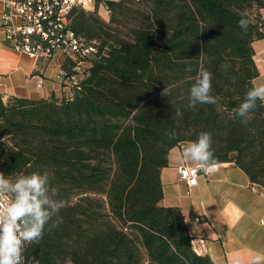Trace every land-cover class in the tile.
<instances>
[{
    "label": "trees",
    "instance_id": "16d2710c",
    "mask_svg": "<svg viewBox=\"0 0 264 264\" xmlns=\"http://www.w3.org/2000/svg\"><path fill=\"white\" fill-rule=\"evenodd\" d=\"M98 1L69 12L68 26L95 46L78 86L40 99L0 92V172H48L65 202L63 223L25 246L23 264H214L193 249L181 210L161 204L160 170L173 146L206 131L214 163L264 191V104L246 122L233 113L258 74L264 0H104L106 19ZM202 70L217 103L191 107Z\"/></svg>",
    "mask_w": 264,
    "mask_h": 264
},
{
    "label": "crops",
    "instance_id": "0c3cea01",
    "mask_svg": "<svg viewBox=\"0 0 264 264\" xmlns=\"http://www.w3.org/2000/svg\"><path fill=\"white\" fill-rule=\"evenodd\" d=\"M0 0V14L3 9ZM98 13L106 19L104 0L98 1ZM264 19V7L259 8ZM0 32V92L30 99L60 96L70 85L61 70L65 58L32 57L12 49ZM258 69L254 84L264 83V37L252 42ZM188 143L173 146L167 165L160 170L163 188L161 204L177 206L192 237V247L208 255L214 264H251L256 253H264V191L254 186L240 167L232 163H214L207 173H199L189 184L179 174L180 166H196L183 160ZM201 240V241H200Z\"/></svg>",
    "mask_w": 264,
    "mask_h": 264
},
{
    "label": "clouds",
    "instance_id": "9594fccd",
    "mask_svg": "<svg viewBox=\"0 0 264 264\" xmlns=\"http://www.w3.org/2000/svg\"><path fill=\"white\" fill-rule=\"evenodd\" d=\"M238 26L247 31L249 21L242 18ZM230 66L221 64L220 68L226 71ZM212 80L210 71L198 73L189 89L191 107L217 103V98L211 95ZM257 101L264 104V83L254 84L246 91L243 102L233 109L235 117L246 122L250 112L257 107ZM165 135L171 140L175 139L176 133L166 132ZM182 155L185 162L203 167L205 171L214 167L211 133L200 132L197 139L183 149ZM13 175L16 177L14 181L0 172V264H23L25 244H38L44 237L46 225L51 230L63 223L59 213L65 202L53 198L56 190L50 188L48 172ZM5 196L11 198L7 203L3 202ZM251 264H264V253H256Z\"/></svg>",
    "mask_w": 264,
    "mask_h": 264
},
{
    "label": "built area",
    "instance_id": "2783aa9c",
    "mask_svg": "<svg viewBox=\"0 0 264 264\" xmlns=\"http://www.w3.org/2000/svg\"><path fill=\"white\" fill-rule=\"evenodd\" d=\"M95 6L96 0H4L0 14L2 40L12 49L24 51L32 57L49 59L60 53L65 62H71L70 71L62 68L63 77L69 85L78 86L87 58L95 51V46L86 43L68 26L69 12L72 7L93 11ZM105 11L108 16L106 5ZM208 171L199 166L179 168L180 177L189 184L195 183L199 173ZM10 199L5 196L3 202Z\"/></svg>",
    "mask_w": 264,
    "mask_h": 264
}]
</instances>
